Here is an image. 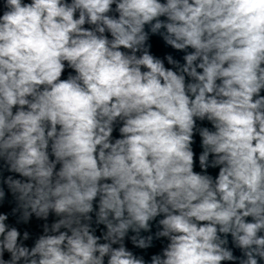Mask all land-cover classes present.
Masks as SVG:
<instances>
[{
  "label": "clouds",
  "instance_id": "obj_1",
  "mask_svg": "<svg viewBox=\"0 0 264 264\" xmlns=\"http://www.w3.org/2000/svg\"><path fill=\"white\" fill-rule=\"evenodd\" d=\"M0 9V264H264V0Z\"/></svg>",
  "mask_w": 264,
  "mask_h": 264
},
{
  "label": "water",
  "instance_id": "obj_2",
  "mask_svg": "<svg viewBox=\"0 0 264 264\" xmlns=\"http://www.w3.org/2000/svg\"><path fill=\"white\" fill-rule=\"evenodd\" d=\"M0 14H2V9H0ZM152 43H153V51L156 52L157 54H163V53H165V52H171V51H172L170 48H166V47L163 45L162 41H161L159 38L153 37V38H152ZM174 55L177 56V57H179L181 54H179V53H174ZM65 76H66V74H65ZM206 126H209V127H210V125H206ZM195 139H196V143L193 145V148H194V151H195V152L197 153V155H198L199 152H200L202 149L200 148V140H199V136L197 135V136L195 137ZM196 170L199 171L198 166H197ZM209 171H210V173H211L213 176H215V175L217 174V171H218V170H212V169H210ZM3 210H7V208H5V209H3ZM38 224H39L38 221L33 220L32 223H31V225L29 226V230H30L34 235H35V234H38V233L40 232V229H39V227H38ZM28 243L31 244L32 241L30 240V241H28ZM129 247H131V245H129ZM158 250H159V245H157V247H156V248H153L151 251H152V252H156V251H158Z\"/></svg>",
  "mask_w": 264,
  "mask_h": 264
}]
</instances>
